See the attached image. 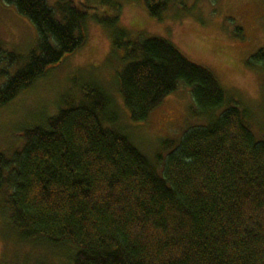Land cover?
<instances>
[{"label":"trees","instance_id":"trees-1","mask_svg":"<svg viewBox=\"0 0 264 264\" xmlns=\"http://www.w3.org/2000/svg\"><path fill=\"white\" fill-rule=\"evenodd\" d=\"M37 34V52L0 87V109L85 42L86 7L45 0H6ZM160 18L171 0H140ZM116 14L101 19L107 25ZM57 11V12H56ZM56 14L58 17H56ZM236 32H240L239 29ZM118 93L134 123L145 122L179 83L192 89V115L206 124L165 159L150 162L118 131L110 100L98 87L83 101L26 131L11 158L0 154V194L26 239L76 249L73 264H264V142H256L214 75L172 43L124 38ZM15 59L10 55L11 62ZM251 64L264 70V49Z\"/></svg>","mask_w":264,"mask_h":264},{"label":"rangeland","instance_id":"rangeland-1","mask_svg":"<svg viewBox=\"0 0 264 264\" xmlns=\"http://www.w3.org/2000/svg\"><path fill=\"white\" fill-rule=\"evenodd\" d=\"M45 1L61 6L69 0ZM72 2L87 8L85 42L0 109V154L11 158L22 149L26 131L45 128L60 110L79 105L84 89L93 86L110 100L107 112L114 119L106 127L127 137L151 163L158 155L167 157L164 142L176 146L188 131L206 124L204 118L192 115V89L183 83L145 122L130 120L118 93V76L126 64L124 49L112 44L113 34L120 31L133 41L167 40L189 62L210 71L225 93L220 112L236 107L245 113L244 122L255 141L264 142V70L250 63L264 49V0H171L160 18L151 17L140 0ZM113 4L120 6L118 21L113 26L99 22L115 16ZM32 52H37L35 29L12 4L0 0V87L24 68ZM75 252L69 244L25 239L10 221L0 194V264H73Z\"/></svg>","mask_w":264,"mask_h":264}]
</instances>
